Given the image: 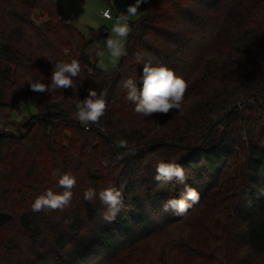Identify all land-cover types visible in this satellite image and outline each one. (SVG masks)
<instances>
[{"label": "trees", "instance_id": "16d2710c", "mask_svg": "<svg viewBox=\"0 0 264 264\" xmlns=\"http://www.w3.org/2000/svg\"><path fill=\"white\" fill-rule=\"evenodd\" d=\"M141 6L126 54L103 70L94 36L53 0H0V123L37 99L25 133L0 131V264H264V0ZM72 59L81 64L75 88H52L53 66ZM148 60L187 81L180 110L144 117L126 99L124 81L142 87ZM29 80L49 92L31 91ZM89 89L107 108L85 127L74 113ZM120 139L136 154L118 159ZM160 161L180 164L187 179L155 181ZM65 173L77 180L70 207L33 212L38 195L63 191ZM110 184L123 204L107 223L98 196L83 194ZM185 185L199 191V204L184 216L164 212ZM12 225L25 240L4 237Z\"/></svg>", "mask_w": 264, "mask_h": 264}, {"label": "clouds", "instance_id": "9594fccd", "mask_svg": "<svg viewBox=\"0 0 264 264\" xmlns=\"http://www.w3.org/2000/svg\"><path fill=\"white\" fill-rule=\"evenodd\" d=\"M148 0H135L134 4L127 7V13H122L114 25L112 31L114 37L109 36L106 39V48L113 58H119L126 54L123 48V40L132 32V27L128 23L129 18L137 16L142 3H147ZM108 16V13H105ZM70 22V21H67ZM97 55H102V52H97ZM138 59H143L139 56ZM81 72V64L77 59H72L70 62L61 60L53 66L51 75V86L56 89L75 88L74 78L78 77ZM142 87L138 88L137 83L129 78L124 81L123 87L126 91V99L132 102L135 107L134 111L144 117L152 116L153 114H168L172 110H180L183 104L185 94L188 89L187 81L180 75H177L174 70L167 66H153L152 61L148 60L143 63V72L140 77ZM30 90L36 93L49 92V85L39 80L33 82L28 81ZM107 108V100L103 93L98 94L94 89L88 90V96L79 100L75 104V118L85 127L89 124H97L101 117L104 116ZM115 146L125 151L118 156L122 159L123 156L135 155L136 150L129 147L128 142L120 139L115 142ZM155 181L160 184H167L174 179L183 183L186 179L185 169L176 162L160 161L156 165ZM76 177L70 173L63 174L58 180V186L63 189L62 192H55L51 189L38 195L31 205L33 212L65 210L71 205L73 197V188L76 186ZM123 185H121V188ZM84 199L93 201L99 198L101 203L106 206V211L103 213V220L107 223H112L116 220L122 204L123 196L121 189L114 185L100 190L98 193L94 188H88L84 191ZM259 195L264 196V189H261ZM200 202L199 191L191 186L185 185V190L180 198H168L163 202L162 210L164 212L173 211L177 216L186 215L195 205ZM251 201H249V204Z\"/></svg>", "mask_w": 264, "mask_h": 264}, {"label": "rangeland", "instance_id": "374dc122", "mask_svg": "<svg viewBox=\"0 0 264 264\" xmlns=\"http://www.w3.org/2000/svg\"><path fill=\"white\" fill-rule=\"evenodd\" d=\"M53 2L73 20L85 38L90 39L94 36L93 59L96 61L97 67L111 70L119 65L123 55L113 58L106 48V39L109 36L114 37L112 29L121 16L115 0H53ZM123 2L126 11L124 14H126L128 5L134 4L135 0H123ZM109 6L113 9V19H105L102 16V11ZM142 14L143 10L140 5L137 16L130 17L129 21H136ZM128 37L122 42L124 50ZM98 51L102 52V55H97ZM20 108L21 111L18 114L12 113L11 118L0 123V131H5L16 137L26 132L24 123L37 113V99L30 98L27 103L20 104ZM3 235L5 238L13 237L19 242L25 240V235L15 225L5 229ZM24 243L26 242L24 241Z\"/></svg>", "mask_w": 264, "mask_h": 264}, {"label": "built area", "instance_id": "2783aa9c", "mask_svg": "<svg viewBox=\"0 0 264 264\" xmlns=\"http://www.w3.org/2000/svg\"><path fill=\"white\" fill-rule=\"evenodd\" d=\"M116 1V4L119 8V15H121L122 13H125V8L123 6V0H115ZM108 13V16H105V13ZM102 16L103 18L105 19H113L114 15H113V9L109 6L107 8H105L103 11H102Z\"/></svg>", "mask_w": 264, "mask_h": 264}]
</instances>
